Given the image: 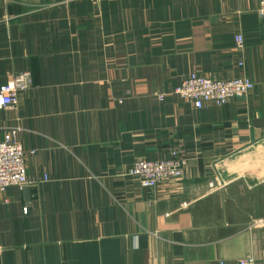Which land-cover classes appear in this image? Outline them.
I'll list each match as a JSON object with an SVG mask.
<instances>
[{"label": "crops", "instance_id": "crops-1", "mask_svg": "<svg viewBox=\"0 0 264 264\" xmlns=\"http://www.w3.org/2000/svg\"><path fill=\"white\" fill-rule=\"evenodd\" d=\"M258 5L0 0V87L33 79L0 110V140L19 128L35 182L0 193V264H264ZM192 73L254 89L196 109L175 93ZM179 145L182 178L146 190L128 174Z\"/></svg>", "mask_w": 264, "mask_h": 264}, {"label": "built area", "instance_id": "built-area-1", "mask_svg": "<svg viewBox=\"0 0 264 264\" xmlns=\"http://www.w3.org/2000/svg\"><path fill=\"white\" fill-rule=\"evenodd\" d=\"M257 14L264 19V0H259ZM235 44L237 48H243L242 34L236 35ZM32 85L33 79L30 72L14 75L7 84L0 87V110L16 108L19 94L29 90ZM253 89L254 84L246 77L214 80L192 73L183 80L175 93L191 102L196 109H202L206 105L221 107L231 100L247 98ZM158 99L163 101L165 96L158 95ZM18 132L19 128H14L6 132L0 140L1 194L12 186L25 189L35 185V182L27 175V155L18 138ZM32 154L34 152H31ZM189 163L190 158L183 146L179 145L171 151L169 159L136 162L128 174L136 178L143 189L154 190L166 180L182 178ZM23 212L27 214V208H24ZM239 264H255V260L249 257L241 260Z\"/></svg>", "mask_w": 264, "mask_h": 264}, {"label": "rangeland", "instance_id": "rangeland-1", "mask_svg": "<svg viewBox=\"0 0 264 264\" xmlns=\"http://www.w3.org/2000/svg\"><path fill=\"white\" fill-rule=\"evenodd\" d=\"M263 165H264V164H263ZM238 202L242 205V204L244 203V200L241 199V200H239ZM236 217H237L238 219H244V216H243V215H240V214L236 215Z\"/></svg>", "mask_w": 264, "mask_h": 264}]
</instances>
